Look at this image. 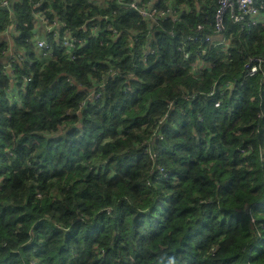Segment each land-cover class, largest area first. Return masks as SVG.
<instances>
[{"label":"trees","instance_id":"1","mask_svg":"<svg viewBox=\"0 0 264 264\" xmlns=\"http://www.w3.org/2000/svg\"><path fill=\"white\" fill-rule=\"evenodd\" d=\"M180 1L189 10L151 38L114 0L0 7V32L19 21L11 41L29 63L0 73V264H264V25L227 15L213 46L203 37L217 0ZM38 11L74 28L109 14L120 34L79 33L74 59L43 36L52 52L41 60L30 43ZM198 24L184 61L180 36ZM147 41L155 51L142 62ZM256 57L263 65L245 76ZM196 58L211 67L193 74Z\"/></svg>","mask_w":264,"mask_h":264},{"label":"built area","instance_id":"2","mask_svg":"<svg viewBox=\"0 0 264 264\" xmlns=\"http://www.w3.org/2000/svg\"><path fill=\"white\" fill-rule=\"evenodd\" d=\"M18 0H0V7L7 9L11 14L13 13V5ZM90 2L107 7L105 0H89ZM115 3L119 4L121 7H127L131 9L144 23L147 38L152 37V33L155 30H159L162 23L168 22L169 20L177 22L184 12L189 10V5L186 2L180 0H114ZM46 14V15H45ZM229 16L234 23H241L246 21L247 25H264V19L262 18V13L259 11L255 0H217L216 7L213 15V35L204 36L203 40L205 43H210L213 46L222 45L226 39L222 36L225 25L224 19ZM100 21V22H97ZM33 30L31 32L30 43L33 45V49L41 60H46L50 57L52 52V46L43 36H52L58 40L61 49L64 54L74 59L77 56L78 51H83V46L87 41L86 38H79L78 34H86L94 38H98L100 33L106 32L108 35L114 38V40L119 36L120 31L113 21L111 15H101L99 17H90L85 22H83L79 27L74 28L68 22L61 18H56L55 16L50 17L48 13L41 11L33 13L32 19ZM20 23L15 18L12 20L11 27L8 30L0 32V41L6 43L4 51H2L1 56L6 61L4 70L0 73L7 75L10 79L15 77L14 68L12 65L14 63H25L29 64L27 59V50L19 49L14 46L11 39L13 36H18L20 34ZM133 34H138L140 29V22H137V27L133 28ZM131 30V31H132ZM197 32L188 34L185 37L180 36L182 39L180 42V49L182 53V58L187 61L191 55L188 52L189 44L198 42L200 39L198 33H201L203 26L201 24L197 25ZM228 44V43H227ZM225 44V47H227ZM155 51V46L153 41H147L143 43L141 47V55L139 59L143 62L147 59V56L152 55ZM201 54L205 53V49H201ZM46 58V59H45ZM263 65L261 58H251L245 64V76L251 77L254 73ZM211 67V63L201 60L199 58L195 59L192 73L195 75L202 74L205 70ZM133 78L132 74L129 75ZM25 81L29 79L25 76L21 77ZM232 83L227 85L229 90L233 88ZM212 93V92H211ZM210 93V94H211ZM100 96L98 88L92 89L87 95V100L96 99ZM17 98V96H14ZM13 98V103L17 104V99ZM19 101V100H18ZM85 101L81 102V105ZM216 107L220 106V101L216 100Z\"/></svg>","mask_w":264,"mask_h":264},{"label":"clouds","instance_id":"3","mask_svg":"<svg viewBox=\"0 0 264 264\" xmlns=\"http://www.w3.org/2000/svg\"><path fill=\"white\" fill-rule=\"evenodd\" d=\"M1 8H3V7H1ZM11 23H12V21L10 22V24H9V26H8V28H7V30L11 27ZM0 42H3V41H0ZM4 43H5V42H4ZM5 45H6V43H5ZM5 64H6L5 59H4L3 57H0V65H3V67H0V72H1L2 70H4ZM13 98H15V97H14V96H10V103H11V104H14V103H13ZM16 99H17V102H18V100H19L18 95H17V98H15V100H16Z\"/></svg>","mask_w":264,"mask_h":264},{"label":"rangeland","instance_id":"4","mask_svg":"<svg viewBox=\"0 0 264 264\" xmlns=\"http://www.w3.org/2000/svg\"><path fill=\"white\" fill-rule=\"evenodd\" d=\"M260 204H256V203H253L251 205L248 206V208L246 209V212L248 213H252L253 214V210L254 208H256L257 206H259Z\"/></svg>","mask_w":264,"mask_h":264}]
</instances>
